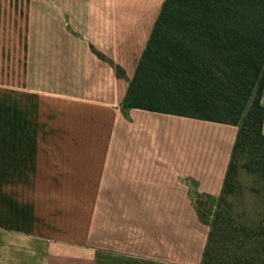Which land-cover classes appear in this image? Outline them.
I'll use <instances>...</instances> for the list:
<instances>
[{
    "label": "crops",
    "instance_id": "0c3cea01",
    "mask_svg": "<svg viewBox=\"0 0 264 264\" xmlns=\"http://www.w3.org/2000/svg\"><path fill=\"white\" fill-rule=\"evenodd\" d=\"M165 2L17 0L0 264H202L196 201L220 197L238 127L123 107Z\"/></svg>",
    "mask_w": 264,
    "mask_h": 264
},
{
    "label": "trees",
    "instance_id": "16d2710c",
    "mask_svg": "<svg viewBox=\"0 0 264 264\" xmlns=\"http://www.w3.org/2000/svg\"><path fill=\"white\" fill-rule=\"evenodd\" d=\"M263 93L264 0H166L123 107L238 127L221 203L242 159L264 179ZM250 227L217 213L202 264H264Z\"/></svg>",
    "mask_w": 264,
    "mask_h": 264
},
{
    "label": "rangeland",
    "instance_id": "374dc122",
    "mask_svg": "<svg viewBox=\"0 0 264 264\" xmlns=\"http://www.w3.org/2000/svg\"><path fill=\"white\" fill-rule=\"evenodd\" d=\"M25 22L24 16L18 13L17 0H0V87L15 85L19 80L15 72L16 60L22 51ZM6 73L7 78L4 76ZM245 161L238 162L235 186L221 203L219 198L217 201L202 196L197 198L200 219L209 225V233L219 212L248 228L264 220V179L246 171L243 168Z\"/></svg>",
    "mask_w": 264,
    "mask_h": 264
}]
</instances>
